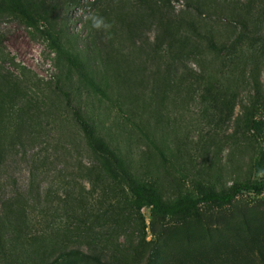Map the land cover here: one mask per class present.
Wrapping results in <instances>:
<instances>
[{
	"label": "rangeland",
	"instance_id": "rangeland-1",
	"mask_svg": "<svg viewBox=\"0 0 264 264\" xmlns=\"http://www.w3.org/2000/svg\"><path fill=\"white\" fill-rule=\"evenodd\" d=\"M31 1L49 10L37 30L0 15V264H264V190L152 217L104 173L71 113L163 201L195 182L219 191L259 180L264 0ZM89 13L112 27L94 29ZM162 31L170 50L157 45ZM205 78L228 107L200 103Z\"/></svg>",
	"mask_w": 264,
	"mask_h": 264
},
{
	"label": "trees",
	"instance_id": "trees-1",
	"mask_svg": "<svg viewBox=\"0 0 264 264\" xmlns=\"http://www.w3.org/2000/svg\"><path fill=\"white\" fill-rule=\"evenodd\" d=\"M139 1L143 2L146 0ZM157 3V7H161L163 0H157ZM8 12L17 14L27 27L36 30L40 24L48 22L49 10L31 0H0V15ZM39 33L48 41L50 47L65 62L68 70L72 71L82 82L86 83L93 90L97 92L100 91L94 78L90 74V71H88L84 60H82L78 54L71 52L67 46L62 43L60 35L48 29L41 30ZM166 35L167 32L162 31L157 45L161 48L162 44H164V50H170L173 41L167 40L163 42ZM239 38L240 36H237L235 42H238ZM207 48L211 51L219 50V48L212 42H208ZM200 91L199 100L201 104H208L209 107L215 109L226 108L230 104L219 100V94L216 93V88L209 78L202 80ZM71 113L83 136L87 148L93 156L98 159L104 173L111 181L118 182L126 189L132 197L137 209L143 207L148 208L149 214L152 217L182 215L193 210L200 204H215L217 206H223L229 204L242 192L259 194L264 190V176L257 181L234 183L228 188L219 191L195 182L193 184V193L191 195L180 198L174 202L163 201L153 190L138 183L131 177L121 160L102 142L95 139L89 125L77 113V111L71 110ZM257 171L261 172V170Z\"/></svg>",
	"mask_w": 264,
	"mask_h": 264
},
{
	"label": "clouds",
	"instance_id": "clouds-1",
	"mask_svg": "<svg viewBox=\"0 0 264 264\" xmlns=\"http://www.w3.org/2000/svg\"><path fill=\"white\" fill-rule=\"evenodd\" d=\"M85 20L90 21L91 26L96 30L108 31L112 27V25L107 22L104 17L98 14L89 13L85 16Z\"/></svg>",
	"mask_w": 264,
	"mask_h": 264
}]
</instances>
